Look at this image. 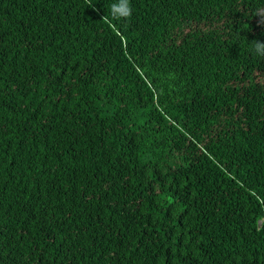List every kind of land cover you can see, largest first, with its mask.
Masks as SVG:
<instances>
[{"label":"trees","instance_id":"obj_1","mask_svg":"<svg viewBox=\"0 0 264 264\" xmlns=\"http://www.w3.org/2000/svg\"><path fill=\"white\" fill-rule=\"evenodd\" d=\"M116 2L0 0V264H264V0Z\"/></svg>","mask_w":264,"mask_h":264},{"label":"clouds","instance_id":"obj_2","mask_svg":"<svg viewBox=\"0 0 264 264\" xmlns=\"http://www.w3.org/2000/svg\"><path fill=\"white\" fill-rule=\"evenodd\" d=\"M89 6H93L90 4ZM110 13L112 19H126L130 18L132 15V6L130 0H118V2L110 5ZM256 16L261 18L260 23L264 24V9H257ZM106 18V17H104ZM253 52L259 57H264V42L259 40H254L253 42Z\"/></svg>","mask_w":264,"mask_h":264}]
</instances>
